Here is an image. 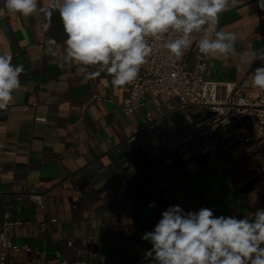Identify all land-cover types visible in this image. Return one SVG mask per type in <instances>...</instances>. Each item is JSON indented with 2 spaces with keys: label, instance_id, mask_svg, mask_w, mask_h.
<instances>
[{
  "label": "crops",
  "instance_id": "1",
  "mask_svg": "<svg viewBox=\"0 0 264 264\" xmlns=\"http://www.w3.org/2000/svg\"><path fill=\"white\" fill-rule=\"evenodd\" d=\"M42 2L47 5L49 0ZM256 4L239 0L219 16L218 29L238 34L237 53L260 49L264 43V11ZM0 14V54L10 53L13 63L24 67L22 87L0 111V216L9 211L23 222L9 234L32 249H10L9 259L54 264L58 250L61 259L70 262L98 263L97 255L106 254L109 264H140L151 247L141 236L171 205L185 211L207 207L216 216L237 217L264 208L263 141L255 140L253 160L236 139V134L251 133L249 118L209 134L215 153L203 152L201 136L174 153L164 143L143 148L148 132L135 129L147 113L166 114V102L177 104V97L162 94L148 100L135 116L126 115L122 105L130 85L114 88L107 73L86 78L75 64L63 62L67 36L58 11L47 32L39 13L27 19L8 14L0 0ZM49 38L57 41L54 56L47 51ZM198 38L194 34L192 47L183 55L190 76L206 63V78L236 82L244 95L259 97L263 90L252 84L258 62L249 67L238 55L205 57L196 46ZM95 94L112 101L94 100ZM33 102L34 110L21 112L22 105ZM187 115L206 125L215 117L207 107L189 105L164 115L157 125L167 138L173 137L171 121L181 133H194ZM34 192L42 195L44 208L31 200ZM151 201L156 202L152 207Z\"/></svg>",
  "mask_w": 264,
  "mask_h": 264
},
{
  "label": "clouds",
  "instance_id": "2",
  "mask_svg": "<svg viewBox=\"0 0 264 264\" xmlns=\"http://www.w3.org/2000/svg\"><path fill=\"white\" fill-rule=\"evenodd\" d=\"M239 0H3V10L31 18L41 14L44 32L58 11L67 38L63 62L75 64L86 78L101 72L112 87L132 84L153 51L150 41H162L169 58L180 60L195 40L208 58L239 56L249 67L261 61L252 84L264 90V48L236 51L238 34L217 28L219 16ZM256 6L264 11V0ZM55 55L57 41H46ZM90 68L96 69L89 71ZM23 65L10 53L0 54V111L22 87ZM150 207L154 205H149ZM151 245L140 264H264V208L244 217L216 216L211 208L185 211L171 205L151 231L141 236Z\"/></svg>",
  "mask_w": 264,
  "mask_h": 264
},
{
  "label": "built area",
  "instance_id": "3",
  "mask_svg": "<svg viewBox=\"0 0 264 264\" xmlns=\"http://www.w3.org/2000/svg\"><path fill=\"white\" fill-rule=\"evenodd\" d=\"M264 18V13L260 15ZM1 19V14H0ZM153 48L152 53L147 62L141 67L138 78L130 84L128 96L122 105L124 114L135 116L148 100L156 98L162 94L168 97L175 96L178 98L177 104L166 102V114H160L154 117L150 113L146 114V118L142 125L136 128L135 132L146 131L148 135L141 141L143 148L164 143L171 152H175L178 147L191 142L196 136H201L206 146L203 152L215 153L216 144L209 134L219 127L232 126L234 123L247 117L251 121L252 131L247 136L236 134L238 144L243 148L246 154L253 160L254 150L257 147L256 139L260 138L264 145V90L257 98H250L242 93L241 87L236 82L215 81L206 78L204 71L206 63L199 64V72L195 76H190L187 71V62L184 57L180 60L169 58L167 49L163 47L162 41H150ZM261 48H264L262 43ZM260 65L261 61H256ZM94 100L108 99L99 94L93 96ZM37 102L32 104H24L21 106V112H30L35 109ZM189 105L207 107L215 113V117L210 124H204L193 120L187 115L188 121L194 126V133H181L175 121L170 122V130L173 134L172 138H167L163 132V127L157 124L159 120L169 112ZM37 120L45 121L46 118L36 117ZM128 164L124 162L126 167ZM262 167H258L261 170ZM264 179V175H263ZM31 200L40 208H44L42 195L34 192L30 194ZM155 201H151L148 205H155ZM252 211L251 213H254ZM23 222L19 219H13L9 211L4 212L0 216V264H35L32 262H19L8 258V250L12 249L16 252L20 250L31 251L28 245H20L16 243L10 236V230ZM72 241L68 245H72ZM45 252L44 250L37 251ZM57 261L54 264H109L106 254H98V263L88 262L85 260H75L73 262L62 260L61 254L57 250L55 252Z\"/></svg>",
  "mask_w": 264,
  "mask_h": 264
}]
</instances>
